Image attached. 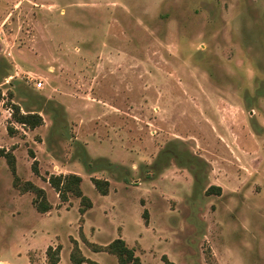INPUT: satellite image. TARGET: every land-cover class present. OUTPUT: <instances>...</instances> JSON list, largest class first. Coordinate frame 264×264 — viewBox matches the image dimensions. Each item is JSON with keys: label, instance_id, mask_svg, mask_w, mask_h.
Listing matches in <instances>:
<instances>
[{"label": "rangeland", "instance_id": "1", "mask_svg": "<svg viewBox=\"0 0 264 264\" xmlns=\"http://www.w3.org/2000/svg\"><path fill=\"white\" fill-rule=\"evenodd\" d=\"M0 148V264H47L60 244L70 264L80 201L48 183L67 174L96 206L92 243L120 238L142 264H264V0H0Z\"/></svg>", "mask_w": 264, "mask_h": 264}, {"label": "trees", "instance_id": "2", "mask_svg": "<svg viewBox=\"0 0 264 264\" xmlns=\"http://www.w3.org/2000/svg\"><path fill=\"white\" fill-rule=\"evenodd\" d=\"M14 120L17 124L34 129L42 124V118L37 114L22 115L18 112L13 114ZM11 131V130H10ZM0 158H4L8 164L10 171L14 172V156L0 148ZM82 179L76 174L58 175L48 179L50 186L57 192L58 197L62 202L67 201V197L72 195L80 201V214L92 207V203L81 191ZM92 184L95 189L103 196L108 193V182L106 180L92 179ZM13 187L20 193H32L35 196L34 204L40 213H47L51 209V205L47 202L45 191L34 185L29 181L20 182L19 179L14 178ZM219 190V188H218ZM146 215V212H144ZM82 242L95 253H107L114 256L118 264H142L140 258L135 254L134 249L129 248L124 240L115 239L105 246L89 243L80 233ZM71 250L69 254L70 264H97L90 261L82 254L78 242L71 239ZM61 246H49L45 251L47 264H58L60 260ZM162 264H173L166 255L161 257Z\"/></svg>", "mask_w": 264, "mask_h": 264}, {"label": "crops", "instance_id": "3", "mask_svg": "<svg viewBox=\"0 0 264 264\" xmlns=\"http://www.w3.org/2000/svg\"><path fill=\"white\" fill-rule=\"evenodd\" d=\"M91 203H92V207L90 208V209H88L87 211H85L83 214H80L79 212H78V209L76 208V211H77V213L80 215V219H82L81 221H82V223H81V226H80V233L82 234V236L85 238V240H87V242H89V243H92V242H90V241H88V239L85 237V235H84V233H83V224H84V222H85V220H84V218L83 217H86V216H89L90 214H92V213H94L95 211H96V206H95V204L91 201ZM98 209H102V207L101 208H98ZM101 212V213H103V214H106V211H104V210H98V212ZM72 239H74V238H72ZM74 240H76V239H74ZM77 242H78V245H79V248H80V250H81V252H82V254L84 255V257L86 258V259H88V260H90V261H93V262H96L97 264H101V262L100 261H97V257H104L103 255L104 254H107V253H95V252H92L83 242H82V240H81V238H80V234H79V240H76ZM126 243V242H125ZM95 244V243H94ZM56 244L54 243L53 244V246H55ZM107 245V244H106ZM60 246H61V251H60V260H59V263L58 264H60V262H61V253H62V251H63V246H62V244H60ZM102 246H105V245H102ZM128 246V245H127ZM84 249H86L88 252H90V254H88V253H85V251H84ZM70 250H71V248H70ZM69 254H70V251H69ZM108 255H110V254H108ZM112 256V255H111ZM114 257V256H113ZM104 259V258H103ZM116 259V258H115ZM70 262V261H69ZM116 262H117V260H116ZM118 264V263H117Z\"/></svg>", "mask_w": 264, "mask_h": 264}, {"label": "built area", "instance_id": "4", "mask_svg": "<svg viewBox=\"0 0 264 264\" xmlns=\"http://www.w3.org/2000/svg\"><path fill=\"white\" fill-rule=\"evenodd\" d=\"M33 85H34V87H35L36 89H39V88H41L42 83H41V82L33 83Z\"/></svg>", "mask_w": 264, "mask_h": 264}]
</instances>
